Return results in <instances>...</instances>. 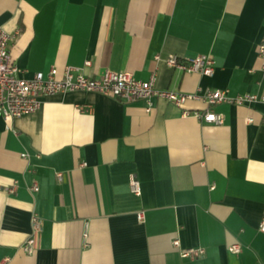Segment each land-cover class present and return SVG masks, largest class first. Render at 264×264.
I'll use <instances>...</instances> for the list:
<instances>
[{"label":"crops","instance_id":"1","mask_svg":"<svg viewBox=\"0 0 264 264\" xmlns=\"http://www.w3.org/2000/svg\"><path fill=\"white\" fill-rule=\"evenodd\" d=\"M0 28L15 33L9 48L25 76L71 65L154 76L183 92L264 94V0H0ZM201 53L215 59L212 75L167 62ZM211 106L221 123L182 113ZM263 216L262 99L177 106L158 97L147 110L144 100L78 90L0 115V264H264ZM190 246L205 254L182 256Z\"/></svg>","mask_w":264,"mask_h":264},{"label":"built area","instance_id":"2","mask_svg":"<svg viewBox=\"0 0 264 264\" xmlns=\"http://www.w3.org/2000/svg\"><path fill=\"white\" fill-rule=\"evenodd\" d=\"M15 37L0 28V115L3 117H19L24 114L37 111L43 103L46 95L71 92L78 90L97 91L124 101L144 100L146 109L151 110L155 98H164L177 106H183L189 99H203L210 105L220 102L244 104L248 102L264 100V94L243 93L231 95L227 88H207L194 92H183L170 88H160L155 84L154 76L150 79H140L128 70L106 69L99 76H92L84 72L81 66L67 65L63 75H58L56 66H52L47 73L43 70L36 71L31 76L22 74L23 69L14 62L9 48V42ZM258 54L262 58V69H264V37L259 43ZM169 65L178 67L185 71H197L202 74L212 75L215 69V59L210 54H197L194 56L180 57L172 54L168 57ZM90 61H85V65ZM183 115H195L201 120L221 123L223 115L212 106L207 109L182 110ZM23 156H27L25 151ZM85 164V162H83ZM63 173L58 172V178L62 179ZM130 190L139 195L142 192V185L137 175L132 174L129 179ZM34 191L39 189L37 182L30 185ZM16 184L9 190L14 191ZM143 211L138 212V217L143 218ZM34 229L41 228V218L34 213L32 215ZM259 229L264 231V216L259 223ZM87 236V230L84 233ZM173 243L180 246V240L175 238ZM34 238L28 237L23 247L28 252L33 251ZM229 249L234 252L241 250L240 243H233ZM180 253L184 257L196 258L205 254L202 246L182 247Z\"/></svg>","mask_w":264,"mask_h":264}]
</instances>
